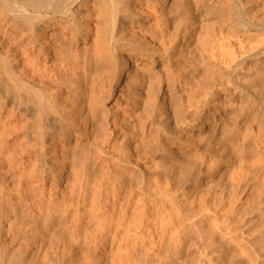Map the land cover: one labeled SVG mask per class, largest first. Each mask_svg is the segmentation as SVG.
Segmentation results:
<instances>
[{"label":"bare ground","instance_id":"1","mask_svg":"<svg viewBox=\"0 0 264 264\" xmlns=\"http://www.w3.org/2000/svg\"><path fill=\"white\" fill-rule=\"evenodd\" d=\"M0 264H264V0H0Z\"/></svg>","mask_w":264,"mask_h":264}]
</instances>
